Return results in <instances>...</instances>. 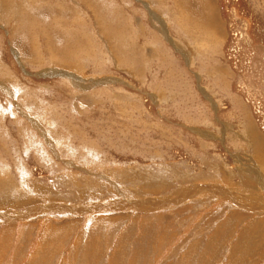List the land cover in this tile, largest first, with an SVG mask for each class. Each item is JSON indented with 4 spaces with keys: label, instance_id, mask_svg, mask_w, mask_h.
<instances>
[{
    "label": "rangeland",
    "instance_id": "1",
    "mask_svg": "<svg viewBox=\"0 0 264 264\" xmlns=\"http://www.w3.org/2000/svg\"><path fill=\"white\" fill-rule=\"evenodd\" d=\"M262 157L264 0H0V264H264Z\"/></svg>",
    "mask_w": 264,
    "mask_h": 264
},
{
    "label": "bare ground",
    "instance_id": "2",
    "mask_svg": "<svg viewBox=\"0 0 264 264\" xmlns=\"http://www.w3.org/2000/svg\"><path fill=\"white\" fill-rule=\"evenodd\" d=\"M260 147V146H259ZM263 148V147H262ZM261 150V149H260ZM260 160V162H264V160H263V157H262V159H259Z\"/></svg>",
    "mask_w": 264,
    "mask_h": 264
}]
</instances>
